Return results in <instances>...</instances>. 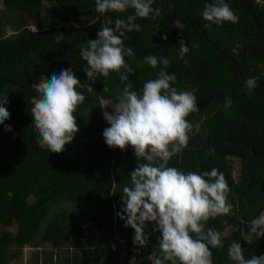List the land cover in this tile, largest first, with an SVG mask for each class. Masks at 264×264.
Returning <instances> with one entry per match:
<instances>
[{
  "label": "trees",
  "instance_id": "1",
  "mask_svg": "<svg viewBox=\"0 0 264 264\" xmlns=\"http://www.w3.org/2000/svg\"><path fill=\"white\" fill-rule=\"evenodd\" d=\"M261 1L225 0L239 19L217 25L202 15L213 0H153L152 7L161 14L134 20V9L99 13L95 0H0V101L7 96L3 106L10 112L0 124V264L19 256L24 245L50 248L33 252L24 264H39L37 254L48 264H152L159 254L160 233L154 223H146L148 239L140 247L133 243L134 229L117 215L123 187L131 186L130 172L146 163L137 160L131 147L109 148L103 137L110 125L100 100L117 101L126 82L115 72L109 78H88L87 62L80 55L100 28H114L116 19L141 26L122 37L125 49L134 52L125 55L135 72L129 75L133 91L140 93L163 67L145 63V57L155 55L168 58L167 72L177 78L172 87L196 97L199 110L186 117L192 125L188 146L168 166L186 174L216 168L225 176L232 212L204 225L205 231L219 232L223 244L209 246L212 264H235L227 254L233 241L241 244L245 259L264 255V237L250 230V221L264 213ZM181 40L189 47L187 64L179 58ZM62 68L73 70L80 80L77 91L85 96L74 114L78 132L95 134L85 142L82 161L41 148L31 116L32 97L37 95L31 85ZM249 77L256 78L252 90L245 83ZM228 156L239 160L236 179ZM64 245L68 248L62 254Z\"/></svg>",
  "mask_w": 264,
  "mask_h": 264
},
{
  "label": "clouds",
  "instance_id": "2",
  "mask_svg": "<svg viewBox=\"0 0 264 264\" xmlns=\"http://www.w3.org/2000/svg\"><path fill=\"white\" fill-rule=\"evenodd\" d=\"M152 4L153 0H95L99 13L134 9L133 20L135 17L148 18L150 14H154L153 19L159 16L161 9H154ZM202 15L206 21L217 25L237 23L239 19L225 0L206 4ZM140 30L139 24L116 19L114 28L101 27L97 39L89 41L88 48L80 49V55L88 65L84 69L88 78L96 74L109 78L110 72H115L122 82H126L116 102L100 100V107L105 109L104 119L110 125L103 130L105 144L122 151L131 147L138 161H146L138 163L130 172L131 186L123 187V207L117 215L125 221V227L134 229L133 243L140 247L148 239L144 232L146 223H154V230L160 233V251L152 264H212L209 246L216 248L223 244L220 233L212 228L205 231L204 225L210 218L231 214L230 188L224 174L216 168L202 174H186L168 166L171 157L188 146L192 125L186 117L199 109L193 94L178 92L172 87L177 78L174 73L167 72L169 60L166 57L159 60L155 55L145 57V63L153 69L158 63L163 67L155 79L144 83L140 93L132 90L129 75H135V72L126 63L125 55L133 56L134 52L131 47L125 49L122 37L126 32ZM162 38L167 40V35ZM179 44V58L184 60L189 47L183 40ZM184 63L188 61L184 60ZM245 83L252 90L256 87V78L249 77ZM79 84L80 80L71 68H62L50 79L42 76L39 82L31 85L37 93L32 97L31 116L38 143L51 153L63 152L79 130L74 114L85 99L84 94L77 91ZM88 91H92L91 86ZM7 102V96L0 101V124L10 118V112L3 106ZM109 107L111 112L106 110ZM5 128L12 130L10 125ZM214 151L212 149L210 154ZM250 224L251 233L257 238L264 237V213L252 219ZM227 254L235 264H264V255L245 259L244 249L235 241Z\"/></svg>",
  "mask_w": 264,
  "mask_h": 264
},
{
  "label": "rangeland",
  "instance_id": "3",
  "mask_svg": "<svg viewBox=\"0 0 264 264\" xmlns=\"http://www.w3.org/2000/svg\"><path fill=\"white\" fill-rule=\"evenodd\" d=\"M0 12H1V10H0ZM105 101H111V100L106 99ZM111 102H116V101H111ZM108 109L110 110V112L112 111V108L109 107ZM94 137H95L94 133L86 134V133L80 132V131L77 132L75 134L74 139L72 140V142L68 143L65 146V149H64L63 153L66 154L67 156L75 159L76 161H82L83 157H84V145H85V142H87L89 140H92ZM226 159H227V162L232 167L231 174H232L233 178L236 179L237 178V174H238V169H239V160H238L237 157H229V156ZM226 232H227V230L225 229V230H223L222 233L225 234ZM246 237L249 238L248 235H246ZM67 248L68 247L64 245V247L61 248L60 252L63 254L66 251ZM37 249L38 250H35V251H37V253L41 252V251H49L50 250L48 245H43V246H41V247H39ZM35 251H32V253L35 252ZM69 251H71V250H68V252ZM30 252L31 251L29 250V254H30ZM27 255H28V253H26L25 256L27 257ZM16 258H17V260L9 261L8 263H4V264H23V260H21V262L19 263V256L16 257ZM23 259H24V257H23ZM45 264H48V263H45Z\"/></svg>",
  "mask_w": 264,
  "mask_h": 264
},
{
  "label": "crops",
  "instance_id": "4",
  "mask_svg": "<svg viewBox=\"0 0 264 264\" xmlns=\"http://www.w3.org/2000/svg\"><path fill=\"white\" fill-rule=\"evenodd\" d=\"M29 250L31 251L30 252V254H29ZM35 250H38L37 248H31V247H28V246H22L21 247V249H20V254H19V263L21 262V260H23V264L27 261V259H30V257L32 256L31 254H32V251H35ZM26 253H28V255H27V257L25 256L26 255ZM23 254V255H22ZM38 256V263L39 264H45V263H47V262H43L40 258H39V256H41L40 254L39 255H37ZM18 257V256H17ZM23 257H24V259H23ZM15 260H17V258H15V259H13V260H11V261H15ZM8 263V262H7Z\"/></svg>",
  "mask_w": 264,
  "mask_h": 264
},
{
  "label": "built area",
  "instance_id": "5",
  "mask_svg": "<svg viewBox=\"0 0 264 264\" xmlns=\"http://www.w3.org/2000/svg\"><path fill=\"white\" fill-rule=\"evenodd\" d=\"M254 1V3H256L257 5H262L263 4V2L261 1V0H253Z\"/></svg>",
  "mask_w": 264,
  "mask_h": 264
}]
</instances>
